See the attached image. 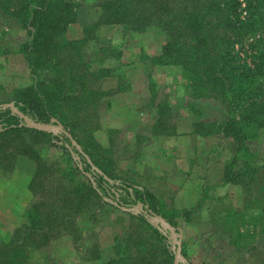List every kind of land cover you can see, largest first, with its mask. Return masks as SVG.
<instances>
[{
	"label": "trees",
	"instance_id": "1",
	"mask_svg": "<svg viewBox=\"0 0 264 264\" xmlns=\"http://www.w3.org/2000/svg\"><path fill=\"white\" fill-rule=\"evenodd\" d=\"M78 8L70 0H0V13L17 18L30 35L20 52L34 83L14 89L11 100L31 119L56 118L67 131L32 128L10 107L0 108V152L8 142L15 145L14 152L0 155V172H14L22 155L36 162L28 184L36 197L23 221L0 241V264H29L32 250L56 237L73 240L78 249L89 244L82 254L91 261L101 254L99 224L129 220L130 225L116 232L115 255L103 264H175L168 234L145 212L128 219L112 217L113 207L141 203L148 213L162 215L177 227L178 218H192V210H173L145 186L115 174L112 151L92 139L103 91L98 87L100 73L86 61L85 42L67 36ZM100 22L166 31L167 43L155 61L181 66L195 97L218 101L224 117L202 119L198 130L235 139L238 154L227 166L226 178L243 186L246 207L260 208L252 215L263 217L264 161L257 162L250 144L264 129V0H104ZM96 26L86 27L88 36ZM256 34L254 41H246ZM239 47L246 48L244 57ZM53 147L58 152L52 158ZM236 229L242 236L244 231ZM229 241L241 247L238 239Z\"/></svg>",
	"mask_w": 264,
	"mask_h": 264
},
{
	"label": "crops",
	"instance_id": "2",
	"mask_svg": "<svg viewBox=\"0 0 264 264\" xmlns=\"http://www.w3.org/2000/svg\"><path fill=\"white\" fill-rule=\"evenodd\" d=\"M70 1L77 2L79 8L67 36L85 42L86 61L101 75L98 87L103 95L92 139L112 151L115 174L145 186L173 210H192L191 219L178 218L181 252L195 264L210 261L216 251L213 231L217 215H245L260 210L247 208L243 186L226 178V168L238 154L235 139L221 132L205 134L198 130L204 106L216 116L222 109L220 104L214 98L195 97L181 66L155 61L167 43L166 31L155 26L139 31L122 24L103 23L100 20L104 0ZM0 20L9 24L1 26L0 32L4 33L0 43V91L4 95L0 102L6 103L12 101L14 89L33 84L34 77L20 52V45L30 39L28 30L13 16L0 13ZM91 24L97 26L88 36L86 27ZM223 117L224 113L218 119ZM51 149L52 155L58 152L57 148ZM120 153L129 154V158L121 160V170ZM27 160L33 163L30 170H24L28 175L17 168L10 174L0 172V184L23 182L21 186L34 199L36 195L28 184L36 162ZM257 162L261 163L259 159ZM136 205L113 207L112 217L123 215L128 219L131 214L142 212ZM219 207H223L222 211ZM23 208L21 215L28 207ZM149 221L160 229L157 223ZM119 224L109 221L103 227H114L117 232L130 225V220L121 223V227ZM115 235L111 254L105 257L101 249L100 257L91 261L103 264L115 255Z\"/></svg>",
	"mask_w": 264,
	"mask_h": 264
},
{
	"label": "rangeland",
	"instance_id": "3",
	"mask_svg": "<svg viewBox=\"0 0 264 264\" xmlns=\"http://www.w3.org/2000/svg\"><path fill=\"white\" fill-rule=\"evenodd\" d=\"M82 10L83 9L80 7V11ZM7 25L9 24L6 22L3 23L2 20H0V32L3 30H1V26L6 27ZM2 34L4 33H0V43L3 42ZM256 37L257 34L255 36H250L249 39H246V41H254ZM238 49L240 50V55L244 57L247 53L246 48L245 50H243L241 47H239ZM3 95L4 93L0 91V97H3ZM210 110V108L204 106L205 112L203 111V115L201 116H203L202 118L206 121L218 118L219 115H222V113H224V110L220 109L219 115L215 116L214 114H209ZM54 123L57 124L56 122ZM77 146L80 147L79 145ZM14 147V143L8 142V144H6L0 152L1 157H3L4 153L14 152ZM250 147L257 153V158L260 161H264V129L261 132L259 139L252 142L250 144ZM119 156H123L118 161L120 163L119 169L121 170L123 164L121 160H123L124 158H129V154L122 155V153H120ZM50 157H55V154ZM78 157L79 156H76V158ZM19 159L20 161L16 160L15 162L19 164V166L16 165L17 169H20L21 171H28L33 167V163L28 161L25 156L22 158L20 156L18 157V160ZM3 162L6 163L5 160ZM20 165L22 166L21 168ZM15 174L19 175V172H16ZM24 174L28 175L29 173L27 174V172L25 173L24 171ZM22 183L23 182H21V184ZM21 184H0V241L7 237V234L13 231L14 228L22 222L23 215H21V213L24 209L23 206L25 208L29 207V203L33 200L31 193L25 189V186L22 187ZM107 199L110 201L113 200L115 202L118 201L112 197H107ZM21 202L25 204L20 205ZM223 207H219V209L221 210V208ZM259 217L261 216L257 217L256 215L252 214L241 215V213H236L235 215L232 214V216L221 213L218 214L216 217L215 230L213 231L214 237L216 239V251H214L213 257L210 256V261L205 262L204 264H264V216L261 217V219ZM235 219V223H238V225L236 226L230 224L231 222L235 221ZM103 225L105 224H99V227L97 229L96 241L97 243H99L98 245L102 249L103 255L105 257H108L112 252L113 237L116 233V229H114V227L106 229L105 227H103ZM174 227L177 230V227ZM236 227L238 229L240 227L242 231H244L242 236L239 235V231L236 229ZM161 231L165 234H168L170 240L172 241V248L176 250V247L174 246H177V244L170 237V231L167 229ZM233 237L240 241L241 247H239V249H237V245L233 246L230 243L229 240L233 239ZM86 241L92 243L91 241H93V239L87 237ZM73 242V240L68 238L64 239L56 237L47 246L32 250L29 264H100L99 262L89 261L88 255L86 253L82 254V252L85 250V248H87V245L89 244L84 245V248L80 247L78 249L76 247V244H74ZM186 261L189 264H195L188 259H186Z\"/></svg>",
	"mask_w": 264,
	"mask_h": 264
},
{
	"label": "water",
	"instance_id": "4",
	"mask_svg": "<svg viewBox=\"0 0 264 264\" xmlns=\"http://www.w3.org/2000/svg\"><path fill=\"white\" fill-rule=\"evenodd\" d=\"M4 107H10L12 109V112L19 114L25 121V124L30 127L44 130V131H51L54 133L67 132L62 126V124L56 118H52L51 122L36 121V120L31 119L24 112H22L13 102H6V103L0 104V108H4ZM54 122H56L57 124H55ZM68 134L70 135V133ZM111 201L117 204V202L113 200ZM125 207L126 206H123V208ZM136 207L138 208V210L145 212L149 220H151L155 224L157 223L160 227V230L164 231L167 229L170 231V237L177 244V247L175 250V264H189L181 252V239H180L179 233L177 232L176 228L172 226L162 215H158L154 213L151 214V212L148 213L146 210H144L143 205L141 203L137 204Z\"/></svg>",
	"mask_w": 264,
	"mask_h": 264
}]
</instances>
